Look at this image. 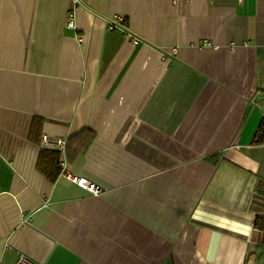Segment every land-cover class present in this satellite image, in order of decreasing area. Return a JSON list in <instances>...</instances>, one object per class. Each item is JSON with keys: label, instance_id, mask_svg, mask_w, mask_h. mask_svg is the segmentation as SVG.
<instances>
[{"label": "crops", "instance_id": "crops-1", "mask_svg": "<svg viewBox=\"0 0 264 264\" xmlns=\"http://www.w3.org/2000/svg\"><path fill=\"white\" fill-rule=\"evenodd\" d=\"M263 94L264 0H0V264H264Z\"/></svg>", "mask_w": 264, "mask_h": 264}, {"label": "built area", "instance_id": "built-area-1", "mask_svg": "<svg viewBox=\"0 0 264 264\" xmlns=\"http://www.w3.org/2000/svg\"><path fill=\"white\" fill-rule=\"evenodd\" d=\"M75 3H78L79 0H74ZM74 14L72 12L69 13V20H68V26H73L74 25V21L73 18ZM120 22H124V18L123 17H118L117 21H114L112 23V26H115L116 23H120ZM138 39H134V43H137ZM263 101H264V94H263ZM67 145V139L65 137H60V136H51L48 134H44L42 135L41 138V147L42 148H46V149H50V150H56V151H63L65 150ZM60 168H61V176H64L66 178H68L69 180L78 183L82 186H84L85 188H87L89 191L93 192V193H98L100 190V187L98 185H96L95 183H92L91 181H89L88 179L84 178V177H78L72 174L68 163L63 159L59 162ZM21 261H23V259H21ZM19 261L18 264H22V262Z\"/></svg>", "mask_w": 264, "mask_h": 264}, {"label": "trees", "instance_id": "trees-1", "mask_svg": "<svg viewBox=\"0 0 264 264\" xmlns=\"http://www.w3.org/2000/svg\"><path fill=\"white\" fill-rule=\"evenodd\" d=\"M68 142V141H67ZM253 142L260 144V143H264V119L260 124V127L254 137ZM43 153L44 152H48L49 155H52L53 160L55 162L56 168H58L59 173H61V168L58 162V156H57V151L56 150H50V149H46V148H42Z\"/></svg>", "mask_w": 264, "mask_h": 264}]
</instances>
